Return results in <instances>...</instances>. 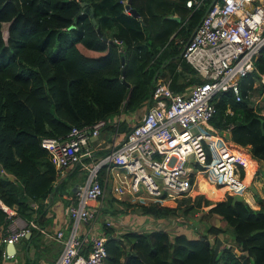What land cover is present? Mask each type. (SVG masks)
I'll list each match as a JSON object with an SVG mask.
<instances>
[{"label":"trees","instance_id":"trees-1","mask_svg":"<svg viewBox=\"0 0 264 264\" xmlns=\"http://www.w3.org/2000/svg\"><path fill=\"white\" fill-rule=\"evenodd\" d=\"M127 1L0 0V198L26 221L34 217L44 225L49 206L61 198L65 178L78 165L59 173L40 143L42 136H65L74 125L114 117L121 110L134 113L148 101L155 75L170 76L171 88L179 92L200 80L182 57L183 45L175 38L190 37L211 0L194 10L186 6V0H131L128 7ZM3 22L8 23L6 38ZM254 64L264 70V45ZM256 75L252 70L240 79L239 100L230 90L220 92L211 120L220 129L229 126L234 142L249 145L251 155L264 160V116L247 98ZM227 106L232 113L226 112ZM125 125L123 120L119 130ZM114 131L110 123L101 129L107 141ZM213 184L199 179L198 189L213 196L218 194ZM109 200L121 204L120 210L130 208L158 218L179 215L178 208L187 215L210 205L202 209L200 218L218 214L226 225L211 223L205 232L196 233L182 227L172 234L144 229L115 235L113 227L103 223L105 264H264L263 202L258 208L238 200L232 203L231 194L215 202L198 194L167 206L133 204L111 195ZM31 201L38 203L35 214ZM101 211L112 214L117 210L104 204ZM9 220L0 208V235L8 233ZM29 232V237L21 238L23 245L31 242L37 249L34 258L26 252L22 261L37 264L43 238L36 228ZM225 233L230 240L224 238ZM218 236L225 244L215 255ZM3 247L0 244V264Z\"/></svg>","mask_w":264,"mask_h":264},{"label":"built area","instance_id":"built-area-1","mask_svg":"<svg viewBox=\"0 0 264 264\" xmlns=\"http://www.w3.org/2000/svg\"><path fill=\"white\" fill-rule=\"evenodd\" d=\"M205 1L186 0L185 4L194 10ZM177 41L198 82L179 92L171 88L170 76L156 77L148 101L131 114L133 122L122 131L120 124L127 123V118L120 111L114 117L74 125L65 136L41 137L40 143L59 173L80 163L86 176L73 188L74 200L65 205L67 231L63 227L51 230L31 218L0 235L2 264L13 262L7 245L18 242L31 227L61 243L52 264H105L106 235L98 231L97 218L112 226L115 235L126 232L115 230L122 222L101 211L107 189L118 200L167 206L194 195L199 179L213 182L229 194L242 193L249 186L245 175L247 170L253 175L254 157L247 148L226 140L211 119L219 93L230 90L236 100L241 99L239 81L255 68L254 60L264 45V0H211L190 37L184 41L179 36ZM260 81L264 84V72ZM226 112L231 113V108ZM109 123L115 127L111 140H106L110 143L105 145L106 151L96 154L101 129ZM223 130L228 132L230 127ZM214 148L219 150L218 159ZM31 206L35 214L38 203L31 201ZM0 208L7 212L9 223L17 224L20 215L1 198ZM148 216L146 226L156 220L159 226L148 230L172 229L183 221L178 215Z\"/></svg>","mask_w":264,"mask_h":264},{"label":"crops","instance_id":"crops-1","mask_svg":"<svg viewBox=\"0 0 264 264\" xmlns=\"http://www.w3.org/2000/svg\"><path fill=\"white\" fill-rule=\"evenodd\" d=\"M179 36L180 35H178L175 38V41L177 43L181 44V42H178L177 41V38ZM253 70L257 73V75L255 76L254 81L252 82V85L249 86L248 89H247V98L250 100V104L254 108V110L258 114L264 116V95H262V90L264 89V84L260 81V73L261 72H264V70L260 71L256 67ZM227 107H229V106H227ZM124 117L127 118V123L126 124H127V127H128L129 126L128 120H132V122H133L132 116H131V114L125 113V116ZM218 129L222 132V136L226 140H230L233 143V145H235L236 147H239V148L245 147V148H247L250 151L249 145H240V144L234 142L232 140L231 136H230V131L225 132L224 130L222 131V129H220V128H218ZM121 134H122V132H121ZM100 138H101V141H104L105 142V145H107V144L110 143V142H106V140H105L106 139V134L105 133H101V137ZM214 149L216 151L215 158L218 159V157H219V150L217 148H214ZM254 160H255V164H256L257 168H259L261 170V173L262 172L264 173V160H258V159H255V158H254ZM256 166H254V167H256ZM72 168L64 169L61 173H63V174L68 173L69 170L72 169ZM70 173H71V171H70ZM251 176L252 175H250V171L247 170L246 171V175H245L246 181L247 180H250L251 179ZM210 183L212 184V182H210ZM75 184H78V183H75ZM250 185H252L255 190H253L252 188H250V190H249V191H251V193L249 195L250 197H247L246 196V193L244 194V197L247 199V203H249L253 208H258L262 204V202L264 203V178L262 177L261 179H259V178L254 179L253 182ZM213 186H214L213 187L214 190H215V188H216V190H218V194H216V195L209 196V194H207L204 191H201L200 189H198L199 188L198 185H197L198 188L196 189V193L195 194H197V195L198 194H205L206 196L215 199V198H217L218 196L221 195V191H220L221 188L215 186L214 184H213ZM65 191H66V188H63L62 189V192H61V195L59 196L62 199L61 198H58L55 202H53L49 206V209L47 211L48 220H44L43 221L44 224H46L49 227H51V230L57 229L58 227H63V229H65V231H67V228L69 226V220H68L67 215L64 212V208H65L66 203H68L70 201V197L68 196V194H70V193L67 194ZM223 192L224 191L222 190V193ZM195 194L192 195V196H190V197H194ZM72 196L73 195L71 194V198H72ZM71 201H72V199H71ZM115 204H117V203L115 202ZM173 205H175V204H173ZM118 206H120V204H118ZM209 206L210 205L205 206L206 207V208L204 207L205 210ZM109 215L112 217V219L115 222L116 221L122 222V224H120L118 227L117 226H114L115 230H123L124 229L123 231H125V230L126 231L127 230H132V231L133 230H138V231L144 230L141 227H143L144 225L146 226V223H148L149 220H150V218H151V217H148V215H145V214L143 215V214L133 213L130 209L117 210L115 213H112V214L110 213ZM19 218L21 219V221L20 222L18 221L17 224H18V226H21V225H23L26 222V220L24 218L20 217V216H19ZM214 218H220V221L218 223L217 222H212V220ZM209 220H211V223L214 224V225H218V226H225L226 225V220L225 219H222L221 216L218 215V214L211 215L209 217ZM156 224H158V220H156L151 225L146 226L145 228L148 230L147 227H159ZM101 226L102 225H100L99 223H97L98 231L101 232V233H103L104 231L102 230ZM182 227H185L186 228L187 226L184 223L177 222V223H175V225H173V228L172 229H167V228L166 229L167 230H170L168 232L170 234H172L171 231L180 229ZM82 229H83V227H82ZM186 231H189L190 233H195V231L193 230V228H188V230L186 229ZM40 233L42 234V238L43 239L40 242V245H39L38 248H40V250L42 249L41 250L42 253L40 254L41 256L37 260V264H52V262L54 261L55 256L58 255V253L60 252V249H61V246L62 245H61L60 242H57L55 240H52V239L47 238L41 231H40ZM29 235L27 237H29ZM225 235H230V234H226L225 233ZM219 237H221V236H219ZM212 239H213V237L211 238V240ZM221 239H222V242L224 244L223 237H221ZM11 245L12 244L7 245V249L11 253H13V257H15V258H12L13 259V262H6L5 264H13V263L14 264H19L20 258H21V261H22L23 260V254H26V252H28V254L30 255L31 258L32 257L33 258L35 257L34 254H35V250L37 249V247L34 244H31V242H28L27 244L23 245V242L20 239L18 242H16L15 244H13L14 245V248L13 249L11 248ZM46 245H49V250L46 249L44 251V247ZM44 252H46V255L43 254Z\"/></svg>","mask_w":264,"mask_h":264},{"label":"rangeland","instance_id":"rangeland-1","mask_svg":"<svg viewBox=\"0 0 264 264\" xmlns=\"http://www.w3.org/2000/svg\"><path fill=\"white\" fill-rule=\"evenodd\" d=\"M7 26H8V23L7 22H3L2 23V32H3V36H4V38H6L7 37ZM122 111V110H121ZM122 113H123V115L125 116V113L126 112H123L122 111ZM129 114H133V113H129ZM132 123V120H128V124L130 125ZM125 128H128L127 127V124L125 125ZM221 135H222V133H221ZM100 140H101V138L99 137L98 138V141L100 142ZM101 147V148H100ZM106 148H105V142L104 141H101V145L100 146H98L97 148H96V154H102V152L105 150ZM85 176H86V170L82 167V164H80V163H78V165L74 168V170L73 171H71V173H69L68 175H67V177L65 178V183H64V187H66V193L68 194V193H70V194H68V196L70 197V200L72 199L71 198V194L73 195V188H74V186L76 185L75 183H80V182H82L83 181V179L85 178ZM264 178V173L262 172L261 173V170L259 169V168H257V166L255 167V169H254V173H253V175L251 176V179L247 182V184L248 185H250L252 182H253V180L254 179H257V178H259V179H261L262 177ZM75 184V185H74ZM74 185V186H73ZM222 190L223 189H220V191H221V195L220 196H218L217 198H215V199H213V198H210V197H208V196H206L205 194V196L206 197H208L212 202H215V201H218V200H221V199H224L229 193L227 192V191H224L223 193H222ZM250 190V188H249V186H247V188L241 193V194H245L246 193V196L247 197H250L249 195H250V193H251V191H249ZM249 192V193H248ZM233 194H235V193H233ZM195 195H197V194H195ZM254 195V194H253ZM109 198H110V192L108 191V189L106 190V193H105V199H104V204H105V206H107L108 208H110V209H113L114 207H116V210H120L119 208L120 207H122L121 206V204H120V206H118V204L119 203H117V204H115V202L112 200H109ZM181 198H183V197H181ZM181 198H179L180 200H181ZM179 200V201H180ZM103 204V205H104ZM206 208V207H205ZM205 208L203 209V208H201V209H196L193 213H188L187 215H184V214H182L181 213V209L180 208H178V211L180 212L179 213V217H180V219H182L183 221H182V223H185L186 224V228H193V230L195 231V233L196 232H205L206 230H207V227L211 224V220H209V218H200L201 216L200 215H202L203 214V210L205 211ZM203 209V210H202ZM149 217V216H148ZM168 217H170V216H168ZM171 218V217H170ZM43 219H44V217H43ZM18 221L20 222L21 221V219H18ZM99 224H102V219H101V217H98L97 218V220H96ZM220 221V218H214L213 220H212V222H219ZM10 225V226H9ZM18 226V224H16V223H10V224H8V227H7V230H8V232H10V231H12L14 228H16ZM190 226V227H189ZM145 225L143 226V227H141L142 229H145ZM226 234H228V233H226ZM213 236L212 235H210V238H212ZM225 237H228V239L230 240L231 239V237H230V235H228V236H224V238ZM223 245V244H222ZM12 258H15V257H11V259H10V261H13V259ZM14 264V263H13ZM19 264H23V261H21V258H20V260H19Z\"/></svg>","mask_w":264,"mask_h":264},{"label":"water","instance_id":"water-1","mask_svg":"<svg viewBox=\"0 0 264 264\" xmlns=\"http://www.w3.org/2000/svg\"><path fill=\"white\" fill-rule=\"evenodd\" d=\"M130 1H131V0H128V1H127V4H126L127 7L129 6ZM82 3H84V1H82ZM131 12H132L134 15H137V11H136L134 8H131ZM90 15H91V17H92V21H93V23H96V19L93 17V11H90ZM97 31H98V34H101V35H102V31L100 30L99 27H97ZM102 38L105 39V40H107V37H106L105 35H102ZM180 53L182 54V50H181ZM124 61H125V57H124V55H122V56H121V62L124 63ZM124 72H125V66L122 67V73L124 74ZM155 78H156V75L154 76V80H155ZM60 181H61V179L58 180L57 183L60 182ZM249 188H252L253 190H255L254 187H253L252 185H249ZM237 200H238V201L247 202V199L244 197L243 194H241V193H235V194H232V203H234V202L237 201ZM29 234H30V232H28V233L26 234V236H28ZM206 242L209 243V240H206ZM222 244H223V242H222L221 237H219V236L216 237L215 242H214V245H213L215 255L217 254L218 249H219L220 245H222ZM11 248H12V249L14 248V245H13V244L11 245ZM246 261H247V258H244V262H246Z\"/></svg>","mask_w":264,"mask_h":264},{"label":"bare ground","instance_id":"bare-ground-1","mask_svg":"<svg viewBox=\"0 0 264 264\" xmlns=\"http://www.w3.org/2000/svg\"><path fill=\"white\" fill-rule=\"evenodd\" d=\"M251 175V174H250Z\"/></svg>","mask_w":264,"mask_h":264},{"label":"clouds","instance_id":"clouds-1","mask_svg":"<svg viewBox=\"0 0 264 264\" xmlns=\"http://www.w3.org/2000/svg\"><path fill=\"white\" fill-rule=\"evenodd\" d=\"M232 195V194H231Z\"/></svg>","mask_w":264,"mask_h":264}]
</instances>
